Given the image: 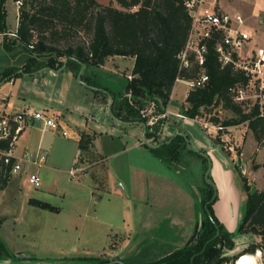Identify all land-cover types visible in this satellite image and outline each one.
<instances>
[{
    "label": "crops",
    "instance_id": "0c3cea01",
    "mask_svg": "<svg viewBox=\"0 0 264 264\" xmlns=\"http://www.w3.org/2000/svg\"><path fill=\"white\" fill-rule=\"evenodd\" d=\"M259 3L264 7V0H207V4L215 7L217 11L232 16L241 12L247 20L248 18H254L253 21H255L256 27L264 28V14L260 15ZM17 31L18 29L14 32L16 33ZM12 35L15 36V34ZM5 40L6 38L0 40V42L2 41V44L5 45ZM18 46L23 47L21 45ZM14 48L10 49V51L14 52ZM0 49L2 51L1 47ZM17 57L16 55L15 58L0 59V77L1 74L9 70H15L12 75L8 76L0 84V120L3 117H12L28 110H43L56 118L61 124V128L68 132V137H64L60 129L46 128L41 121H35L26 126L14 150V155L17 158H23L25 162L21 173L11 177L7 186L0 193V218L18 223L28 211L37 213L39 212L38 210H43L31 205V200L48 203L44 198L43 192H35L31 188L28 189L26 181H28V176L32 173L39 174V171H58L61 169L58 166L59 164L51 162V152L54 149V143H51L50 140L55 134L69 140L75 139L74 149L76 156L74 160H76L74 166L78 160V151L82 150V158L78 165L83 168L91 167L88 174L84 172L79 174V183H76L77 185L72 187V191H70L72 209H69V213L72 219L69 228L72 231H82L84 232L83 234H86V231L92 232V226L97 227V225L102 226L104 224L106 226L105 234L110 239L117 238L120 242L118 243L119 246H112L110 250L113 252L118 248L120 254L124 255L127 252L129 257L134 255V258H136V256L146 251L153 257H157L153 260L155 263L183 248L193 235L199 222L195 208L197 199L193 192L194 183L192 181L187 182L191 189L189 190L187 187L185 188L186 184L183 186L177 180L167 176L162 169L157 168L160 165H167L170 170V165L180 166L181 172L176 169V174L182 175L184 168L188 167V164L182 163V155L180 153L177 158L172 159L174 162H171V149L162 146L164 143L170 144L175 136L182 132H184L186 140H189V144H192L190 149L192 154L190 156L197 163L201 171L200 175H205L204 173L207 171V158L211 161L212 170L210 175H212L214 184L217 187V197H219L221 185L219 181L222 182V187L230 195L237 194V185L240 186L241 182L235 180V170L233 163L230 162L234 160L233 157L219 150L218 145L203 128H201L203 134L201 139H191L182 129L183 121L190 120L189 118L183 121L178 119L176 125L168 123L156 141L154 138L147 137L145 122L138 118L127 122L122 121L114 116L113 107L111 110L110 107L108 109L109 120L112 122H105L108 120L103 117L101 99L105 97L104 95H107L112 101L111 95L115 93L116 88L123 87L126 89L127 79L132 76L135 58H131L129 72L125 75L127 79L124 82L118 79L115 80V78H113L115 81L110 79L113 76H117L118 69L114 67L110 69L112 72L106 73L102 68L107 63L101 66V69L97 72V76L106 74L110 77L106 78L107 83L103 85L99 84L100 81L96 82L97 79L91 78L88 80L86 73L90 68L86 67L83 76L88 82L85 83L100 89L95 90L84 86L82 83L79 84L78 76L80 72L77 75L67 65L63 70L61 69L64 66L60 70L54 71L48 70L47 67L38 72L23 74V68L32 56H24L21 60L17 59ZM121 58L126 57L116 56L109 59V61L114 63ZM38 60L39 62H48L42 61L41 57ZM18 81L19 90L16 94H13L11 87H15ZM7 85H9L10 89L6 92L1 91ZM174 91L175 87L171 97L173 102ZM29 96L32 98H29ZM187 96L188 92L186 98ZM186 98L184 100L185 104H187ZM33 103L36 105L35 108L32 107ZM114 110H116L114 111L115 113L119 111L117 108ZM172 112L178 113L180 109H172ZM75 113L79 116L78 120L74 116ZM122 113L125 114L124 111ZM68 121L76 123L78 128L76 137L70 134ZM158 126L152 131H156ZM212 126L215 127L214 125ZM145 135L148 142L155 147H149L144 143ZM83 136L90 137V139L105 136L113 142H118L117 144H123L117 151L108 155L100 153L94 146L92 151L84 154L83 149L80 148V141ZM182 145L181 143V147ZM135 150L137 151L135 155H137L139 161L130 162L128 184L126 180L115 176V173H108L102 168L107 160L116 158V155L123 156ZM41 153L47 154V160L43 166H34L29 163L30 159ZM202 154H205L207 158ZM153 156L157 159V163L154 167H151L149 164L153 161L151 160ZM90 159H95L96 161L90 164ZM105 173L109 174V178H107ZM84 178H89V183L84 184L86 182ZM24 187L27 188L25 191ZM31 187L34 188L33 186ZM208 190V187H203V193L200 198L201 204ZM216 203L214 210L217 218L230 233H234L237 230V224L233 225L232 221H230L235 216V211L232 208L234 203L232 200L231 203H228V212L219 205V202ZM53 207L59 210L56 213H61V208ZM129 213L130 217H133L131 218L136 227L130 226L132 219L128 218ZM117 216L123 217L122 220L125 223L124 231L117 225L119 222L116 223L115 218ZM144 237L151 239L155 245H150ZM171 241L172 243H170ZM167 244L169 246L165 250L164 246ZM73 251H77L76 246L73 247ZM131 264L141 263L140 261H133Z\"/></svg>",
    "mask_w": 264,
    "mask_h": 264
},
{
    "label": "trees",
    "instance_id": "16d2710c",
    "mask_svg": "<svg viewBox=\"0 0 264 264\" xmlns=\"http://www.w3.org/2000/svg\"><path fill=\"white\" fill-rule=\"evenodd\" d=\"M14 1H22L19 27L16 39L13 42L5 40L4 43L9 49L21 45L29 50L32 57L23 68V74L38 72L47 67L60 70L66 59L74 58L69 60L67 67L78 75L81 64H85L87 68H99L113 57H132L135 58L133 79H127L125 90L132 94L133 105L128 96L117 99V95L113 93L111 96L114 100V116L125 122L135 118L145 122L140 115V109L149 102L155 101L165 107L169 105L179 76L178 55L186 45L192 24V17L181 0H114L120 8L115 7L114 2L103 5L96 0ZM0 23L1 31L6 34L3 11L0 13ZM80 32L88 35L89 39L76 43L68 42L72 35H78ZM63 40L68 42L65 47L60 46ZM43 55L49 56L48 62H39L38 58ZM206 71L210 81L205 87L189 92L186 98L189 107L185 109V116L195 119L201 115L202 110L208 111L212 107L221 106L234 114V117L224 121L222 126L248 123L256 141L261 145L264 142V116L260 115V107L256 105L248 109L247 106L235 103L232 97V88L239 82L240 76L230 67L222 68L212 50L208 55ZM14 72V69L7 71L3 79ZM194 74L183 73L181 76L188 80L193 78ZM82 81L88 82L84 76ZM104 96L108 98L107 95ZM114 108L119 111L115 113ZM211 121L215 125L220 123L217 117ZM158 130L159 126L156 131L147 129V137H153L156 141ZM85 138L83 136L80 141L81 149L87 148L88 142ZM181 143L182 146H187L186 138L178 134L170 144L164 143L162 146L169 148L176 144L170 153L171 159L174 160L180 153ZM9 169V166H3L0 174V193L11 179L8 175ZM239 176L246 203L237 230L230 233L217 218L214 205L218 197H215L214 187L210 185L203 198V205H208L205 210L206 218L197 223L193 235L183 248L156 264H226L230 259L224 255V250L235 249L239 237L253 235L260 237L261 243L250 245L243 255L256 256L252 254L257 251L264 255V190L254 189L241 172ZM209 181L214 183L211 175ZM30 204L51 212L59 211L48 203L36 200H31ZM218 230L220 236L214 239ZM207 243L205 251L199 254ZM193 257L195 258L191 261ZM235 259L237 264L240 256ZM7 260L19 259L9 253L6 246L0 242V261ZM79 260L99 264L111 263L103 262L99 258ZM113 264L123 263L115 261Z\"/></svg>",
    "mask_w": 264,
    "mask_h": 264
},
{
    "label": "rangeland",
    "instance_id": "374dc122",
    "mask_svg": "<svg viewBox=\"0 0 264 264\" xmlns=\"http://www.w3.org/2000/svg\"><path fill=\"white\" fill-rule=\"evenodd\" d=\"M98 3L103 5H108L114 0H96ZM260 5V15L264 14V7ZM115 7H119V5L114 2ZM22 7V6H21ZM21 7L18 6L17 2L14 0H0V13L3 11L4 19L7 33L1 31V23H0V40L6 38L10 42H13L16 39V31L19 25V17ZM236 15H241L245 18L247 25L246 29L254 36V40L252 42L253 45H257L258 47L264 48V28H258L255 25L254 18H247L241 13L238 12ZM235 16V15H234ZM264 17V15H263ZM11 34V35H10ZM12 34H15L12 35ZM89 36L86 35L84 32H80L78 35H72L68 42L76 43L81 41H87ZM68 42L63 40L60 44L61 47H65ZM0 59L8 58H15L16 55L20 60L24 58V56H31L29 50L25 47L16 46L14 48V52H11L9 48L0 42ZM10 51V52H7ZM49 56H42V61H48ZM132 57L121 58L118 62H110L108 61L102 70L106 73L110 72L112 68L118 69L117 76L108 77L105 75L97 76L99 68L90 67V70L86 73L88 80L93 78L100 81L99 84L103 85L107 83L106 78H110L111 80H120L124 82L125 75L129 72L130 63L132 61ZM22 72V71H21ZM112 72V71H111ZM92 74V75H91ZM4 73L1 74L0 77V84L3 83L5 79ZM114 80V81H115ZM80 84V82L78 81ZM126 88V87H125ZM10 89L9 85H7L1 91H8ZM13 94L19 90V81L17 82L15 87H11ZM190 90L188 85L181 81L178 82L175 86L174 91V102L172 100L170 103L171 111L172 109L179 110L183 115H185V109L188 108V104H185L184 100L186 98L187 92ZM115 94L117 95V99H121L122 96H128L130 93H127L126 90L122 87L116 88ZM29 98H32L29 96ZM102 112L105 122H112L109 120L110 116L108 114V109L111 105V99L102 98ZM174 103V104H173ZM114 104V102H113ZM178 108H177V107ZM33 108L36 105L33 103ZM113 107V105H112ZM147 105L144 107L146 108ZM116 109V108H114ZM143 109V108H142ZM160 106L158 107V112H161ZM74 116L78 120L77 113ZM217 117L220 121L219 124H214L211 120ZM234 117V114L223 109L221 106L212 107L208 111L202 110L201 115L197 116L195 119H190L183 121V131H185L191 139L197 138L201 139L202 131L207 132V134L213 139V141L218 145L219 150L223 151L226 155H230L233 157V167L235 170V180L238 182L240 181V172L242 176L248 179L249 184L257 190H264V142L260 145L256 141L253 132L249 129L248 123H243L236 125L235 127H224L222 123ZM168 123L173 125L177 124L178 118L175 116H170L168 119ZM207 123V124H206ZM214 125L215 127H213ZM241 125V126H240ZM223 127V128H220ZM220 128V129H219ZM68 130L73 137L78 135V128L75 122L68 121ZM181 131V130H180ZM184 133V132H182ZM168 137V136H164ZM153 138V137H151ZM87 144V148L83 149L84 154H87L88 151H92L93 146L98 149L100 153L104 155L111 154L112 152L117 151L120 146L123 144H117L118 142H113L108 137H101L99 136L97 139L87 137L85 138ZM51 143H54V149L51 152V162L59 164L58 166L61 168L57 170H44L39 171V175L42 180V185L39 189L32 188L28 181L26 184L28 189L31 188L33 191L38 192L41 191L44 194L46 202L50 203L53 206L61 208V213L38 210L39 212H27L21 221L15 223L13 221L4 220L0 218V242L3 243L8 252L12 255L16 256L19 260H7V261H0V264H99V263H91L90 261L79 260L84 258H99L101 261H119L123 264H131L133 261H137L141 264H156L157 262H153L157 257H153L150 253H141L136 258L134 255L129 257L127 252L120 254L118 252V248L116 251L113 252L110 249L114 245H118L119 240L116 238H111L105 234L106 226L102 224V226H92L90 231L84 232L79 231H72L69 228V224L71 223V216L69 209H72L71 205V196L70 191H72V187L79 183L80 176L76 178H72L70 175V170L74 169L75 163V139H66L61 137L58 134H55L51 138ZM162 141V140H161ZM159 142V140H158ZM177 143V142H176ZM179 143V142H178ZM177 143V144H178ZM192 143V142H191ZM187 144V140H186ZM176 144L170 146L169 148H173ZM192 145V144H191ZM137 151H130L126 155L117 156L116 158H112L107 160L105 165L102 166L104 170L108 173H115V176L119 177L122 180H126L130 176V162L132 161H139L137 155ZM180 154L182 155V163L188 164V167L184 168L185 170L182 171V175L176 174V169L181 172L180 166L170 165V170L168 169L167 165H160L157 168L162 169L167 176L171 177L173 180H177L179 183L186 184L185 188L191 190L189 187L188 181H192L194 183L193 192L195 194L196 201V213L198 215L199 223L206 218L205 213V206L203 203L201 204V196H202V189L203 187H210V181L207 180L206 175L209 169V161L207 160V171L204 173L205 175H200L201 171L195 162L194 159L191 158V151L188 145L186 147L182 146L180 148ZM179 155V154H178ZM185 158V159H184ZM150 166L154 167L157 163V159L151 158ZM95 159H90L89 162L92 164L95 162ZM73 162V163H72ZM154 162V163H153ZM171 162H174L171 159ZM180 164V163H179ZM263 168V169H261ZM89 169L91 167H87L84 173L88 174ZM107 174V178H109V174ZM212 177V175H211ZM213 178V177H212ZM83 180V179H82ZM81 180V181H82ZM86 181L84 184L89 183V178H84ZM220 182L219 188V197L217 202L219 205L228 212L229 206L228 203H234L232 205L233 210L235 211L234 219H230L232 224H237V228L239 226L240 220L243 216L244 207L246 203V196L242 191L241 185H237V194L230 195L225 189L222 187V182ZM128 184V182H127ZM239 184V183H238ZM27 188L24 187V191ZM218 192V191H217ZM201 193V194H200ZM218 204V203H216ZM132 217V216H131ZM130 217V213L128 214V218ZM116 223L124 231L125 223L123 222V217L117 216ZM130 226H135L136 224L133 222L130 223ZM226 228V227H225ZM88 232V233H87ZM146 238V237H144ZM150 245H155L151 239L146 238ZM145 239V240H146ZM169 241V240H167ZM122 242V241H121ZM172 243V241L170 242ZM254 243H261V238L258 236H243L239 237L236 241V247L233 250L225 249L224 255L227 256L230 261L226 264H235L236 257L243 262V264H264V255L257 251L255 254L256 256H247L243 255L244 250L247 249L250 245ZM77 247V251H73V247ZM119 246V245H118ZM169 244L164 246L166 250ZM105 248V249H104ZM168 250V249H167ZM152 252V251H151ZM260 252V253H259ZM126 257V258H125ZM125 260V261H124ZM150 262V263H149Z\"/></svg>",
    "mask_w": 264,
    "mask_h": 264
},
{
    "label": "built area",
    "instance_id": "2783aa9c",
    "mask_svg": "<svg viewBox=\"0 0 264 264\" xmlns=\"http://www.w3.org/2000/svg\"><path fill=\"white\" fill-rule=\"evenodd\" d=\"M181 1L192 17V24L186 45L178 55L179 76L175 86L178 82H185L190 88L188 94L192 90L205 87L210 81L206 62L212 50L222 68L230 67L240 76L239 82L232 88L234 102L247 106L248 109L258 105L260 115L264 116V48L252 44L254 36L246 29L245 18L217 11L215 7L207 4V0ZM17 4L21 7L22 1H17ZM183 73L195 74L193 78L185 80L181 76ZM128 79L132 80L133 76H129ZM128 99L133 105L131 93ZM170 103L165 107L151 101L146 108L140 109V115L149 131L152 132L157 125L160 126L157 136L167 127V119L170 116L182 121L188 119L181 113H173ZM159 106L161 112H158ZM35 121L43 122L46 128L60 129L62 135L68 137V132L61 128L56 118L43 110H28L12 117H3L0 120V174L3 166L10 167L8 171L10 178L21 173L25 161L23 158H17L14 150L26 126ZM77 157L74 169L70 170L73 179L86 169L78 165L82 158V150L78 151ZM46 160L47 154L41 153L30 159L29 163L41 167ZM28 182L34 188H40L42 185L41 177L37 173L30 174Z\"/></svg>",
    "mask_w": 264,
    "mask_h": 264
},
{
    "label": "water",
    "instance_id": "95a60500",
    "mask_svg": "<svg viewBox=\"0 0 264 264\" xmlns=\"http://www.w3.org/2000/svg\"><path fill=\"white\" fill-rule=\"evenodd\" d=\"M69 60H74V58L66 59V60H65V65H64V67H63L61 70H63V69L66 67V65L68 64ZM81 65H82V69H81L80 74H79V76H78V81H79L80 83H82V84H83L84 86H86V87H89V88H91V89H95V90H100V89H96V88H94V87H91V86H89L88 84H86L85 82L82 81V76H83V73H84V71H85L86 65H85V64H81ZM47 69L49 70L50 68H47ZM50 70H52V69H50ZM52 71H54V70H52ZM55 72H56V71H55ZM57 72H59V71H57ZM113 102H114V100L112 99V101H111V105H110V110H111V108H112ZM144 125H145V124H144ZM145 128H146V125H145ZM180 134H181L182 136L185 137V134H184V133H180ZM144 143H145L147 146H149V147H155V146L151 145V144L148 142L146 135H145V137H144ZM187 145H188V147H190V149H191V145L189 144V140H187ZM202 155H203L204 157L207 158V156H206L205 154H202ZM207 159H208L210 165H209V169H208V173H207V175H206V178H207V180H209V176H210V173H211V170H212V163H211V161L209 160V158H207ZM210 183H211V182H210ZM211 184H212V186L214 187V190H215V197H216V196H217V187H216V185H215L214 183H211ZM214 199H215V198H214ZM214 199H212L211 202H213ZM207 208H208V205L205 206V210H207ZM219 236H220V231L218 230L217 235L215 236L214 239L218 238ZM207 245H208V243L205 245L204 249H203L199 254H202V253L205 251ZM194 258H195V257H193L191 261H193ZM117 262H119V261H117ZM113 263H115V261H112L110 264H113Z\"/></svg>",
    "mask_w": 264,
    "mask_h": 264
}]
</instances>
